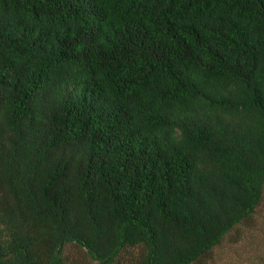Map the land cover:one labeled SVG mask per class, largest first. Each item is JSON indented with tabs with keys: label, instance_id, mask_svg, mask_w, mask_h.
Instances as JSON below:
<instances>
[{
	"label": "trees",
	"instance_id": "16d2710c",
	"mask_svg": "<svg viewBox=\"0 0 264 264\" xmlns=\"http://www.w3.org/2000/svg\"><path fill=\"white\" fill-rule=\"evenodd\" d=\"M263 199L264 0H0V264H212Z\"/></svg>",
	"mask_w": 264,
	"mask_h": 264
},
{
	"label": "rangeland",
	"instance_id": "374dc122",
	"mask_svg": "<svg viewBox=\"0 0 264 264\" xmlns=\"http://www.w3.org/2000/svg\"><path fill=\"white\" fill-rule=\"evenodd\" d=\"M253 224L254 227L240 228L242 239L238 244L225 240L219 248H216L214 260L211 263L250 264L253 258L262 256L264 254V199L254 216ZM65 254L70 264H96L76 246L66 247Z\"/></svg>",
	"mask_w": 264,
	"mask_h": 264
}]
</instances>
